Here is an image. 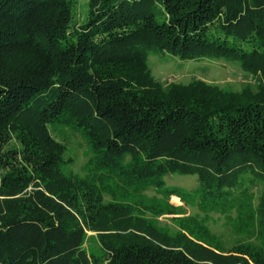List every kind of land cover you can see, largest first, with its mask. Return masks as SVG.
Here are the masks:
<instances>
[{
    "label": "trees",
    "instance_id": "1",
    "mask_svg": "<svg viewBox=\"0 0 264 264\" xmlns=\"http://www.w3.org/2000/svg\"><path fill=\"white\" fill-rule=\"evenodd\" d=\"M73 16V0H0V264H264V0H89L86 20ZM152 48L235 59L255 87H163ZM53 123L85 134V176L66 171ZM170 174L198 186L166 188ZM120 187L243 208L257 243L221 251L195 219L171 235L104 201ZM88 232L101 256L85 250Z\"/></svg>",
    "mask_w": 264,
    "mask_h": 264
},
{
    "label": "rangeland",
    "instance_id": "2",
    "mask_svg": "<svg viewBox=\"0 0 264 264\" xmlns=\"http://www.w3.org/2000/svg\"><path fill=\"white\" fill-rule=\"evenodd\" d=\"M73 1V23L82 24L87 17L89 0ZM147 64L154 78L163 87L171 83L189 84L194 81L216 85L226 91H240L246 86L255 87L254 77L245 72L237 60L223 56L205 55L182 59L152 48L147 51ZM49 130L56 141L66 146V157L73 161L68 165L66 171L81 177L85 176L83 168L93 160L85 134L68 123L49 124ZM114 181L121 185L120 180L114 178ZM165 183L166 188L177 189L180 193L186 194L198 186L197 177L194 174H170L165 177ZM262 190L261 185L252 187L253 206H256L257 198ZM103 198L105 202L130 206L139 216L168 231L171 235L181 229L182 220L195 219L197 223L209 231L215 240L214 242L224 252L230 251L239 244L250 241L257 243L254 237L249 239V228L238 223L244 215L243 208L235 207L228 213H214L202 208L198 205L199 203L195 206L192 203L182 201L176 195L164 198L155 189L134 193L129 189L127 191V189L120 187V189L117 188L116 192H104ZM159 211H165V213ZM84 248L88 254L96 256L103 254L92 232H88Z\"/></svg>",
    "mask_w": 264,
    "mask_h": 264
}]
</instances>
